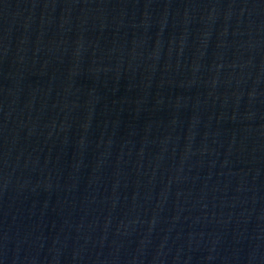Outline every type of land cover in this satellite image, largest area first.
<instances>
[{"label": "water", "instance_id": "95a60500", "mask_svg": "<svg viewBox=\"0 0 264 264\" xmlns=\"http://www.w3.org/2000/svg\"><path fill=\"white\" fill-rule=\"evenodd\" d=\"M0 264H264V0H0Z\"/></svg>", "mask_w": 264, "mask_h": 264}]
</instances>
